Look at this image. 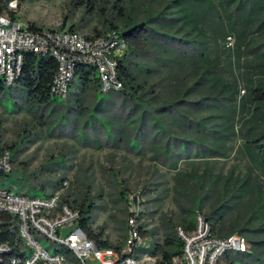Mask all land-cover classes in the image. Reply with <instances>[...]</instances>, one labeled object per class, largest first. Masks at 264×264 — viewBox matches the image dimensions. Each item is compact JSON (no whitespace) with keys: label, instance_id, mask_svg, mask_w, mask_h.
Listing matches in <instances>:
<instances>
[{"label":"rangeland","instance_id":"374dc122","mask_svg":"<svg viewBox=\"0 0 264 264\" xmlns=\"http://www.w3.org/2000/svg\"><path fill=\"white\" fill-rule=\"evenodd\" d=\"M11 13L29 27L74 30L90 38L148 23L165 40L156 39L144 54L129 55L126 65L137 96L153 108L176 104L210 132L207 137L220 131L226 138L219 140L224 144L221 150L211 145L215 157L206 159L193 158L196 146L188 143L190 158L171 168L155 158L154 146L147 145L153 138L152 117L143 116L140 109L134 111L118 96L120 92L101 94L98 85L84 88L76 77L66 101L56 99L46 112H40L16 84L0 91V149L11 151V173L16 176L0 180V186L34 196L43 193L34 187L47 186L51 191L56 184L55 193L68 197L74 206L93 204V231L116 247H124L128 240L133 197L138 223L149 233L145 245L150 252L177 228L185 229V220H195L197 212L205 217L213 214L210 223L219 236H244L250 253L264 260V166L251 155L243 138L251 114L239 113L229 121L225 111L233 102L225 82L207 80L201 71L171 67L174 64L165 51L188 46L199 52L206 45L213 47L212 36L221 29L228 37L220 40L219 50L231 54L230 61L222 62L233 73L226 77V84L236 77L241 91L238 104L246 86L261 80L248 75L245 63L251 57L245 52L264 50V0H17L14 8H5L0 0V15ZM238 46L243 47L238 51ZM194 102H206L209 107H195ZM61 104L64 110L55 107ZM175 115L157 113L156 117L179 144L196 141L192 130L177 128ZM114 122L126 128L123 142L105 127ZM142 122L148 128L145 145L139 134ZM164 138L166 143V134ZM133 142L143 143V148H132ZM36 238L51 252L59 248L43 235ZM250 241L259 243L257 250ZM67 257L75 261L72 254ZM242 259L237 254L227 256L226 264H259Z\"/></svg>","mask_w":264,"mask_h":264},{"label":"built area","instance_id":"2783aa9c","mask_svg":"<svg viewBox=\"0 0 264 264\" xmlns=\"http://www.w3.org/2000/svg\"><path fill=\"white\" fill-rule=\"evenodd\" d=\"M16 1L10 7H16ZM127 52L128 45L119 33L90 38L71 30L33 29L11 16L0 15V78L8 87L17 84L26 54L33 53L56 60L58 68L51 88L56 99H68L79 65L95 69L103 94L122 92L125 85L119 62ZM12 169L11 151L0 149V173L10 174ZM129 204V237L118 250L90 239L81 225V210L60 192L31 197L0 188V213L17 219L20 240L15 245L0 243V264H156V258L147 253L150 247L145 245L133 197ZM38 235L59 248L53 252L46 249L37 240ZM177 235L183 241V252L172 264H225L227 256L250 254L244 236L214 234L211 223L200 212L195 215V228H177ZM67 254H72L75 261Z\"/></svg>","mask_w":264,"mask_h":264},{"label":"trees","instance_id":"16d2710c","mask_svg":"<svg viewBox=\"0 0 264 264\" xmlns=\"http://www.w3.org/2000/svg\"><path fill=\"white\" fill-rule=\"evenodd\" d=\"M13 1L15 0H1V4L5 8H8L10 3H12ZM11 17L15 19L13 13H11ZM31 27L33 29H38L35 26ZM218 30V34L216 36H212L211 39L213 47H207L206 45L203 50L198 52L197 50L194 51L192 47H188L186 45L187 47L184 46L177 50L166 49L165 51L167 54H170V61L174 64L171 67H177L186 72L201 71L202 75L207 80H213L215 82H225L223 84V87L224 89H230V100H232L233 102V104L231 103L228 105V110L225 111V118L233 122L237 118L239 113L243 115L247 113L251 114L250 120L247 121L248 124L250 123V127L246 132L244 131L243 138L245 139L246 146L251 155L255 159H257L261 165L264 166V50H246L245 55H249L251 57V60L245 63V67L249 71L248 75H250L251 77H255L256 75L260 76L261 80H259V83L257 84H253L254 82L248 84L246 86V89L244 90V95L241 96V99L237 104V97L240 96L241 93V91L239 90L238 81L235 77L232 83L226 84V77L230 76L229 74L233 75V73L230 71L228 65L222 62V59H227V61H230L231 54H228V52H226L225 50H219L218 47L220 40L226 39L228 36L225 35V33H223L221 29ZM119 34L126 41L129 50L128 54H126L125 57L119 62V75L124 82L125 89L120 92L118 96L122 98L124 103H130L133 106L134 111L140 109L143 116L152 117L150 131H152L151 133L153 135V138L149 143H147L148 128L144 125L143 122L139 129L141 141L144 143V145L147 143V145L149 146H154L155 158L159 159L162 163H164L166 166H170L171 168L177 167L180 161L190 158L191 152L190 148H188V143L196 146L195 150L193 151L195 152L193 158L200 157L202 159H206L215 157L216 153L212 152L213 148H211V145L216 146L215 149L217 151L221 150L224 144H221L219 140L222 137L226 138L225 134H221L220 131H215L213 132L211 137H207L206 134L210 132H207V129L202 128V125H199L194 119L188 118V116L184 115L178 109V105L169 104L160 108H153L146 101L140 99V97L137 96L136 87L134 85L131 73L129 72V68L126 65L128 62V57L132 53H146L149 46L153 44L156 39L157 41L159 40L160 42L164 43L165 37L162 35L157 37L149 24L145 22L135 24L131 28L125 30L123 33ZM242 47L238 46L237 50L239 51V48L241 49ZM238 57H240V54H238ZM57 68L58 64L56 60L51 57L38 56L33 53L26 54L22 72L20 77L18 78L17 84L21 85L22 88L27 92L28 103L33 107H37L33 109H36L40 112H46L51 103L56 100V98L51 95V88L54 82ZM76 77H78L82 81L84 88L92 84H96L100 87V81L97 72L91 66L79 65ZM7 87L8 86H6L4 81L0 78V91L4 90ZM192 104L195 107L197 105H200L202 108L209 107V104L206 102H194ZM55 107L62 108V110L66 108L65 104H61L60 106ZM217 107L219 108V106ZM157 113H168L171 115L175 113L176 115L173 117V119L175 122L174 124L177 126V128L182 132H185L189 129L192 130L194 133H196L198 139L196 141L181 142L179 144L171 137L170 132H168L169 130H167L163 126L164 122L162 121V119L160 117H156ZM44 119H46V117L42 116V120ZM218 120L219 119H217V121ZM62 121H64V119ZM105 127L110 134H118V137H120L119 141H124L122 135L126 128H122V125L120 123L114 122L110 127ZM165 134L168 137L166 143H164ZM208 138L209 140L213 139V141H209ZM143 143L141 144L133 142L131 146L132 148L141 150L143 148ZM11 148L12 152H16V147ZM14 174L15 173L13 172L10 174L0 173V180H3L5 177L15 178L16 176ZM0 188L4 187L0 186ZM34 188L37 190H41L43 193L31 197H48L55 194V191L59 189L56 184L52 186L51 191L48 190L47 186H42L40 189L36 187ZM6 189L10 191L12 190L11 188ZM16 193L26 195L22 189H18ZM123 194H125V192H123ZM65 200L73 204L68 197H65ZM78 208L81 210L82 214L81 225L87 231L90 239L94 240L99 246L115 247L118 250L121 249V247L119 246H113L109 242L102 240L101 235L96 234L93 231V204L82 202ZM212 215L213 214L207 215L206 219L208 222L211 221ZM184 224H186L185 229L188 231H191L195 228V220H189L188 222L187 220H185ZM211 225L213 233L218 235L215 232V225ZM241 233L246 234L247 231L242 230ZM148 234L143 232L144 237H146ZM18 236L19 232L17 219L7 213H0V243L8 242L9 245H15L17 241H20ZM250 243L252 247L257 250L259 243L254 241H250ZM150 250H148L147 253H149ZM182 252L183 241L178 237L177 230H175L174 234H169L166 236L164 244L155 245L149 254L152 257L156 258V264H172L173 259L180 256ZM237 255L243 258L242 261L253 260L254 263L259 262V264H264V260L262 259L261 255L257 256L253 253Z\"/></svg>","mask_w":264,"mask_h":264},{"label":"crops","instance_id":"0c3cea01","mask_svg":"<svg viewBox=\"0 0 264 264\" xmlns=\"http://www.w3.org/2000/svg\"><path fill=\"white\" fill-rule=\"evenodd\" d=\"M224 263L226 264V259H225Z\"/></svg>","mask_w":264,"mask_h":264}]
</instances>
